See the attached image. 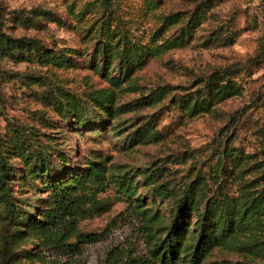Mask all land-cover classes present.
<instances>
[{
    "label": "rangeland",
    "instance_id": "obj_1",
    "mask_svg": "<svg viewBox=\"0 0 264 264\" xmlns=\"http://www.w3.org/2000/svg\"><path fill=\"white\" fill-rule=\"evenodd\" d=\"M0 161L9 264H264V0H0Z\"/></svg>",
    "mask_w": 264,
    "mask_h": 264
},
{
    "label": "trees",
    "instance_id": "obj_2",
    "mask_svg": "<svg viewBox=\"0 0 264 264\" xmlns=\"http://www.w3.org/2000/svg\"><path fill=\"white\" fill-rule=\"evenodd\" d=\"M6 42H9L7 40ZM6 172L5 164L0 161V199L4 200L6 203L8 201V197L5 190L4 185V175ZM169 190H162L159 194L160 195H167ZM45 213L47 214L48 218L50 219L52 226H57L58 221L60 222H67L68 218L72 217L73 215L79 213L80 207L76 197L71 196L69 194H55L54 200L52 205L46 208ZM133 211V210H132ZM135 212V211H134ZM140 215L139 212H135ZM146 225V224H145ZM144 225V226H145ZM174 222H172V227ZM143 227V226H142ZM145 231V228L143 229ZM150 236H147V250L149 253V257L146 256H131L128 255L127 258H124V252L120 250L114 249L112 255H110V259H108L109 264H181L178 259L175 257L173 252L167 249L169 245V238H165L161 240L159 243L152 242L151 231L148 232ZM13 232L10 233V236H13ZM95 233L92 232H81L77 235L76 240L73 242H63L61 244H66L69 246H74L78 241L85 240L89 241L94 239ZM168 239V242H166ZM8 258L5 256V252L2 254L0 264H9Z\"/></svg>",
    "mask_w": 264,
    "mask_h": 264
}]
</instances>
